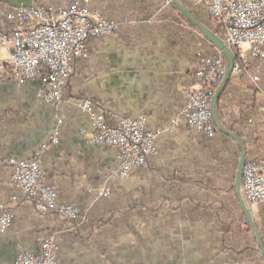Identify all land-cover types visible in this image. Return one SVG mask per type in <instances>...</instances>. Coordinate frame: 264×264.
Wrapping results in <instances>:
<instances>
[{
	"label": "crops",
	"instance_id": "obj_1",
	"mask_svg": "<svg viewBox=\"0 0 264 264\" xmlns=\"http://www.w3.org/2000/svg\"><path fill=\"white\" fill-rule=\"evenodd\" d=\"M0 1L16 6L22 0ZM93 7L115 20L126 15L135 24L90 41V58L76 61L63 102H40L37 80L0 82V212L13 213L12 228L0 232V264H14L23 250L38 253L53 233H59L60 264H262L255 252L236 256L217 248L208 231V189L196 185V163L210 161L220 150H226L221 156H233L238 143L217 134L216 144H197L185 125L166 132L183 106L184 92L194 87L198 52L204 46L212 51L207 40L166 0H93ZM256 63L252 69L261 70L264 90V61L259 67ZM222 94L220 122L240 135L248 160L264 157V93L231 75ZM87 99L97 111L110 107L127 116H146L148 127L159 132L158 153L149 167L114 184L103 202L94 201L93 192L117 166L118 153L91 142V117L80 107ZM56 114L63 120L59 142L41 150L56 129ZM200 149L206 157H198ZM34 158L58 188L60 202L78 207L86 220L66 222L30 200H12L9 161ZM259 208L254 218L264 237V206ZM111 213L115 217L106 226L86 227Z\"/></svg>",
	"mask_w": 264,
	"mask_h": 264
},
{
	"label": "built area",
	"instance_id": "obj_2",
	"mask_svg": "<svg viewBox=\"0 0 264 264\" xmlns=\"http://www.w3.org/2000/svg\"><path fill=\"white\" fill-rule=\"evenodd\" d=\"M187 1L207 11L223 26L225 41L235 56L231 74L242 76L264 93L261 76L245 65L249 59L264 61V0ZM127 21L103 16L93 8L91 0H75L68 7L33 2L12 8L4 13L0 23V51L3 52L0 53V82L37 80L41 85L38 100L58 105L64 100L76 61L89 57V42L114 36ZM226 65L227 60L220 52L199 54L194 87L184 92L183 106L166 128L167 133H174L185 125L209 139L216 136L211 108L216 88L225 77ZM80 107L91 117L94 129L91 142L118 153L117 166L106 173L104 186L93 192L94 201H99L111 197L114 184L135 170L149 167L150 159L158 153L159 132L148 127L146 116H127L110 107L97 111L92 100L81 101ZM108 118L114 124H109ZM56 121L54 133L41 150L59 142L58 131L63 123L59 114ZM9 164L13 170L12 187L16 190L13 201L27 199L66 220H86L78 207L60 202L58 188L50 182L38 158L12 159ZM242 191L251 207L264 205V157L246 162ZM12 226L13 213L4 209L0 212V232ZM59 252V233H56L42 241L38 253L20 252L14 264H60Z\"/></svg>",
	"mask_w": 264,
	"mask_h": 264
},
{
	"label": "trees",
	"instance_id": "obj_3",
	"mask_svg": "<svg viewBox=\"0 0 264 264\" xmlns=\"http://www.w3.org/2000/svg\"><path fill=\"white\" fill-rule=\"evenodd\" d=\"M180 1L185 6H187L188 9L199 20L203 21L205 25L213 33L225 39L224 28L221 24H219L216 20H214L209 15L207 16L208 21H204L199 16V14H197L194 11L193 9L194 7H192L191 5H188L185 0H180ZM7 6L8 5L6 3H2L0 1V19L2 18V13L4 12ZM171 7L174 10L178 11L177 7L173 3L171 4ZM179 13L184 21L190 24L191 27L195 28L201 34V31L193 23H191L181 12ZM208 44L211 50L216 49L214 45L210 43ZM222 95L223 94H221V96ZM219 111H220V106L218 103L217 112L219 113ZM216 132L217 134L220 135L222 139L227 138V139L233 140L228 135L221 132L217 127H216ZM217 137L214 139L213 138L209 139L206 136H204L203 144L208 145L209 143L210 146H212L216 144L215 142L218 139ZM236 145L238 147V152L236 155L239 158L240 157V150H239L240 146L239 144H236ZM233 160H235V157L221 156V153L213 156L210 159V161H208V157H207L205 161L207 162L206 164H208V173H207L208 175L205 174L201 177H200V174L198 173V171L201 172L200 163L199 162L196 163V171H197V174L199 175L198 180L196 181V185L199 187H202L206 184L205 186L208 187V231L211 233L212 241L214 242V244L217 246V248L223 251H227L230 254L236 255V256L242 255L243 253H248V252H255L258 255H260V248H259L257 239L255 237V233L251 225L249 224L245 214L240 208L238 200L235 195V183H236V175H237V170H238V163L236 164V172L235 174H233V176L229 178V175L227 173L229 167L231 165H234ZM221 177H223V179H221ZM15 195H16V190H15ZM227 197L228 198L233 197V200L235 201V204H236V207H234V210L236 211L235 212L236 214L234 213L235 215H231V213H229V209H231V207L228 204L229 202L226 200ZM107 200H109V198L102 199L100 202L107 201ZM135 209L136 208L129 210V211H125L124 213H131ZM57 215L60 216L59 214ZM111 215L112 216L109 219H100V220H94V221L91 219L86 224V227L93 228L95 224H99V227L106 226L115 217L114 213H111ZM64 220L66 222H70V220H66V219ZM256 224L262 235L260 225L257 221H256ZM75 228H76L75 233L80 232V229L78 228V226H76ZM53 234H56V233H53ZM91 235H93L92 229L88 236H91ZM262 238L264 241L263 235H262ZM260 259H261L262 264H264V260L262 259L261 255H260Z\"/></svg>",
	"mask_w": 264,
	"mask_h": 264
},
{
	"label": "water",
	"instance_id": "obj_4",
	"mask_svg": "<svg viewBox=\"0 0 264 264\" xmlns=\"http://www.w3.org/2000/svg\"><path fill=\"white\" fill-rule=\"evenodd\" d=\"M172 3L177 7V9L191 22L193 23L203 34V36L212 44L214 45L226 58L227 65H226V74L224 77V80L217 90L214 99L212 101V118L216 125V127L223 132L224 134L231 137L233 140H235L239 146H240V160H239V167L238 172L236 175V183H235V195L237 197L238 203L240 208L242 209L243 213L245 214L249 224L251 225L255 237L257 239L259 248H260V255L262 259L264 260V241L262 238V235L258 229V226L254 220V217L252 215L251 210L248 207L247 202L244 199V196L242 194V182H243V169L247 162V151L246 146L243 140L236 135L235 133L228 130L226 127L223 126V124L220 122L218 115H217V104L220 99V96L222 94V91L231 77L232 68L235 62V58L233 55V52L231 49L227 46L225 41L219 37L217 34L213 33L202 21H200L189 9L187 6H185L182 2L179 0H171Z\"/></svg>",
	"mask_w": 264,
	"mask_h": 264
},
{
	"label": "rangeland",
	"instance_id": "obj_5",
	"mask_svg": "<svg viewBox=\"0 0 264 264\" xmlns=\"http://www.w3.org/2000/svg\"><path fill=\"white\" fill-rule=\"evenodd\" d=\"M75 0H70V1H68V2H70L69 4H66V5H64V4H61V3H59V2H61V0H58V1H56V0H22L20 3H19V5H21V4H26V5H29V4H31V3H33V2H40V3H43V4H46V5H54V6H56V7H68L69 5H71L72 4V2H74ZM180 1V0H179ZM186 1V3L188 4V5H191L192 7H194L193 9H194V11L197 13V14H199V16L204 20V21H208V18H207V16L209 15V16H211L207 11H205V10H203V9H201V8H198V7H196V6H194V5H192L191 3H189L187 0H185ZM58 2V3H57ZM91 2H92V6H93V0H91ZM181 2V1H180ZM166 3L168 4V5H170L171 6V4H172V1L171 0H166ZM8 6L6 7V9L4 10V12L2 13V18L0 19V23L3 21V18H4V13L6 12V11H8V10H10V9H12V8H15V7H18L19 5H16V6H11V5H9V4H7ZM94 8V7H93ZM96 10V9H95ZM100 12V11H99ZM101 13V12H100ZM102 14V13H101ZM103 15V14H102ZM103 16H105V15H103ZM106 17V16H105ZM212 17V16H211ZM108 18V17H107ZM122 19H118V20H125V19H127L128 21L127 22H125L124 24H132V22L133 21H131V20H129V18H127V16L126 15H122V17H121ZM213 18V17H212ZM109 19H112V18H109ZM214 19V18H213ZM215 20V19H214ZM201 21V20H200ZM203 22V21H202ZM204 23V22H203ZM123 24V25H124ZM205 24V23H204ZM123 27V26H122ZM121 30V29H120ZM198 32V31H197ZM118 33V32H117ZM116 33V34H117ZM198 34H199V38L201 37V38H205L204 36H203V34L201 33H199L198 32ZM220 37V36H219ZM224 37H225V30H224ZM108 38H110V37H108ZM104 39H106V38H104ZM223 39V38H222ZM204 40V39H203ZM205 40H207L206 38H205ZM224 41H225V39H223ZM207 42L208 43H210L208 40H207ZM225 43H226V41H225ZM89 44H90V42H89ZM211 44V43H210ZM227 44V43H226ZM228 46V45H227ZM229 47V46H228ZM230 48V47H229ZM231 49V48H230ZM231 51L233 52V55H234V51L231 49ZM220 51L216 48V49H213L212 51H209L208 50V48L206 47V46H204L202 49H200V51L198 52V54H197V58H196V62H197V59H198V56H199V54L200 53H205V54H216V53H219ZM221 53V52H220ZM222 54V53H221ZM90 49H89V57L88 58H85V59H79V60H88L89 58H90ZM223 55V54H222ZM225 57V56H224ZM234 58H235V56H234ZM255 60H257V63L258 64H260V60H258V59H253V60H248V62H246L245 63V65L248 67V69L251 71V72H253L254 70L252 69V66H255L254 64H253V62H255ZM256 63V65L259 67V66H261V65H258ZM195 66H196V64H195ZM256 66V67H257ZM254 74H257V75H260L261 76V78H262V75H261V70H259V71H256V73H255V71L253 72ZM76 74V70H75V73H74V75ZM73 75V76H74ZM232 75V74H231ZM72 76V77H73ZM194 77H195V74H194ZM240 78L242 77V76H239ZM224 80V79H223ZM247 80V79H246ZM17 81V80H16ZM223 82V81H222ZM221 82V83H222ZM195 83V82H194ZM221 85V84H220ZM219 85V86H220ZM68 86V85H67ZM219 86L216 88V91H215V94H216V92H217V90H218V88H219ZM187 90H189V89H187ZM186 90V91H187ZM185 91V92H186ZM258 91V90H257ZM215 94H214V96H215ZM184 96V95H183ZM184 98V97H183ZM214 99V98H213ZM87 100H89V99H87ZM190 129V128H189ZM189 131H191V133H192V135H193V140H195V143H197V144H203V142H204V136H202V134H199V133H197L196 131H193L192 129H190ZM169 134H172V133H169ZM52 136V135H51ZM217 136V135H216ZM216 136L214 137V138H216ZM213 138V139H214ZM203 145H205V144H203ZM220 150V149H219ZM204 150H197L196 152H197V155H198V157L199 156H201V158H203V157H206V154H204L205 152H203ZM224 151H226V150H220L219 152H217V154L218 153H224ZM196 155V156H197ZM236 155V154H235ZM235 155H233V157H235V160H233V163H234V165H231L230 167H229V169H228V175H229V178L231 177V176H233V174H235V172H236V164L238 163V167H239V160H240V157L238 158L237 157V155L235 156ZM223 156H229L227 153L226 154H224ZM231 157H232V155H231ZM207 158V157H206ZM203 160H205L204 158H203ZM251 160V159H250ZM247 161H248V159H247ZM200 163V162H199ZM207 162L205 161L204 163L202 162L201 164H200V171L201 172H199L198 171V173L199 174H202V176L203 175H205V174H207L208 173V164H206ZM205 164H206V166H205ZM202 167V168H201ZM237 172H238V170H237ZM205 183V182H204ZM243 183V182H242ZM206 185V184H205ZM204 185V186H205ZM203 187H199L198 186V189H202ZM207 189H208V187H206ZM205 187H204V189H206ZM224 192V191H223ZM203 194H205L206 195V193H203ZM242 194H243V191H242ZM223 195H224V193H223ZM207 196V199H208V195H206ZM237 198V197H236ZM245 199V198H244ZM13 200V199H12ZM226 200L229 202L228 204L230 205V207H231V209H229V213H231V215H235L236 213V211L234 210V207H236V204H235V201L233 200V197H230V198H226ZM14 202H17V201H14ZM260 206H264V205H257V206H255V207H251L250 205H248V207H249V209L251 210V212H252V215H253V217H254V213H259V207ZM234 210V211H233ZM235 213V214H234ZM254 220H255V218H254ZM256 222V221H255Z\"/></svg>",
	"mask_w": 264,
	"mask_h": 264
}]
</instances>
